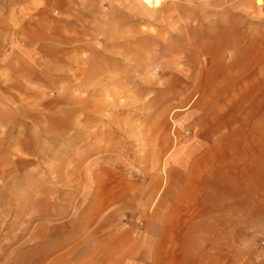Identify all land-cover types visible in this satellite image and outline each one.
<instances>
[{
    "label": "rangeland",
    "instance_id": "374dc122",
    "mask_svg": "<svg viewBox=\"0 0 264 264\" xmlns=\"http://www.w3.org/2000/svg\"><path fill=\"white\" fill-rule=\"evenodd\" d=\"M263 68L264 0H0V264H264Z\"/></svg>",
    "mask_w": 264,
    "mask_h": 264
},
{
    "label": "bare ground",
    "instance_id": "6f19581e",
    "mask_svg": "<svg viewBox=\"0 0 264 264\" xmlns=\"http://www.w3.org/2000/svg\"><path fill=\"white\" fill-rule=\"evenodd\" d=\"M135 1L138 2L140 5H142L147 11L148 10L154 11L157 10L158 8H161L165 0H135ZM258 3L261 4L262 0H258Z\"/></svg>",
    "mask_w": 264,
    "mask_h": 264
},
{
    "label": "crops",
    "instance_id": "0c3cea01",
    "mask_svg": "<svg viewBox=\"0 0 264 264\" xmlns=\"http://www.w3.org/2000/svg\"><path fill=\"white\" fill-rule=\"evenodd\" d=\"M264 77V68H263V70H262V72H259V79L261 78V77ZM260 81V80H259ZM264 83V82H263ZM259 114L258 115H260V111L258 112ZM225 115H229V114H223V115H220V116H225ZM223 122H221V124H222ZM224 124H225V121H224ZM256 125H257V128L256 129H260V125H261V122H260V120L259 121H256ZM215 128H217V127H215ZM208 134V132H207V130L203 133V135L205 136V135H207ZM250 147H254V148H264V140L263 141H259V142H253V144L252 145H250Z\"/></svg>",
    "mask_w": 264,
    "mask_h": 264
}]
</instances>
